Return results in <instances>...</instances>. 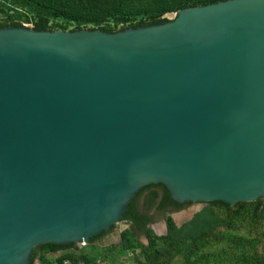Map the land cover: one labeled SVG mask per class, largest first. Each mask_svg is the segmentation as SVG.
<instances>
[{
	"label": "water",
	"instance_id": "obj_1",
	"mask_svg": "<svg viewBox=\"0 0 264 264\" xmlns=\"http://www.w3.org/2000/svg\"><path fill=\"white\" fill-rule=\"evenodd\" d=\"M151 184L190 202L176 225L214 201L262 212L264 0L116 31L0 27V264L93 244Z\"/></svg>",
	"mask_w": 264,
	"mask_h": 264
},
{
	"label": "trees",
	"instance_id": "obj_2",
	"mask_svg": "<svg viewBox=\"0 0 264 264\" xmlns=\"http://www.w3.org/2000/svg\"><path fill=\"white\" fill-rule=\"evenodd\" d=\"M14 4L31 5L37 9L51 12L59 17L66 18L68 20L77 23V26L72 30L81 29L86 26L89 28H101L107 31H116L124 29L126 27H137L150 24H157L166 22L169 18L167 13L177 12L178 10L188 7L208 4L216 2L218 0H11ZM11 18H3L0 20V27L3 26H22V14L18 17L10 16ZM129 21L127 24H123L119 28L112 26L115 21ZM36 29H64L67 30L66 24L56 23L49 25L48 19H41L34 25ZM155 184L147 185L141 189L137 195L132 199L129 204V209L125 212L123 220L130 222V227L121 233V250L131 249L130 235H137V229L145 232L150 239V242L154 241L155 237H152L149 230V224L152 220L144 212H139L135 208V204L139 199L144 189L154 186ZM163 189L161 196L158 197V192L155 191L154 195L147 200V204L152 200L157 208L163 212L170 213V207L179 209L184 207L183 203L176 202L170 194V191L163 184H159ZM261 203V200L256 201ZM252 202H238L234 205L223 201H214L206 206L202 211L198 212L195 217L186 222L181 227L174 224L173 219L169 218L168 225L169 230L166 239L169 240L168 251L169 254L177 252L179 250H188L185 255L187 259L194 254L196 249L201 246L202 241L207 238L206 236L214 232V229L220 225L214 218L223 209L230 210V212H238L239 208ZM262 216H264V208L262 209ZM228 222L224 224L227 225ZM109 232L102 231L100 234L93 236L91 243L100 241ZM184 246V247H183ZM183 249H182V248ZM166 249V247H165ZM133 253V251L128 250ZM156 254L160 252L159 248L155 250ZM57 254V257L53 260L49 258V254ZM162 254V253H159ZM134 255V253H133ZM159 256L153 257V260H148L143 264H161L158 261ZM40 259L41 264H65L67 259L77 263L84 261L89 263L92 259L90 253H83L80 251L79 246L74 243L70 244H56L47 243L39 245L33 253L32 264L36 259ZM161 258V257H160ZM157 259V260H156ZM162 259V258H161ZM163 262V260H162Z\"/></svg>",
	"mask_w": 264,
	"mask_h": 264
},
{
	"label": "rangeland",
	"instance_id": "obj_3",
	"mask_svg": "<svg viewBox=\"0 0 264 264\" xmlns=\"http://www.w3.org/2000/svg\"><path fill=\"white\" fill-rule=\"evenodd\" d=\"M175 13H167L166 16L171 19L175 17ZM21 14L23 24L28 26H34L41 19H48L49 25L66 24L67 30H72L77 26L74 21L37 9L34 6L26 4L18 6L11 0H0V20L11 18L10 16L18 17ZM127 23L129 21L116 20L112 26L119 28ZM256 201L258 200L246 201L252 203L239 208L238 212H230L226 209L220 211L214 218L220 226L214 229L211 235L206 236L207 238L202 241L198 250L196 249L195 253L189 256V259L185 256L189 251L182 247L183 250L169 254L167 234L157 236L151 226L149 227L150 234L155 237L153 242H150L149 236L145 232L147 245L140 242L138 235H130L131 249L121 250V233L130 227V222L127 220L117 223L114 226L115 230L109 231L102 240L93 244L79 245V249L92 256L91 261L87 264H103V262L106 264H143L148 260H153V257L156 256H159L157 259L161 264H264V216L261 213L260 203ZM206 206L196 211L192 218L186 222L192 220ZM169 218L173 219L172 213L165 212L167 233ZM173 222L176 224L174 219ZM186 222L177 226L181 227ZM226 222L228 224L224 226ZM157 248L162 254H156ZM128 250L133 251L134 255L131 256ZM48 256L54 260L57 254L53 253ZM35 264H41L40 259H37Z\"/></svg>",
	"mask_w": 264,
	"mask_h": 264
},
{
	"label": "flooded vegetation",
	"instance_id": "obj_4",
	"mask_svg": "<svg viewBox=\"0 0 264 264\" xmlns=\"http://www.w3.org/2000/svg\"><path fill=\"white\" fill-rule=\"evenodd\" d=\"M157 186V187H156ZM154 187H156V188H158V187H161L159 184H155L154 186H151V187H148V188H146V189H144V191L142 192V194L140 195V197H139V202H136V204H135V208H136V210L137 211H139V212H142V213H146L148 216H149V218L151 219V220H153L154 219V213H152V212H148L147 211V206H148V204H147V200L150 198V197H152L153 195H154V192L156 191V190H154ZM163 192H164V189H163ZM159 194V193H158ZM162 194V193H161ZM161 194H160V196H161ZM159 196V195H158ZM159 196V197H160ZM190 202H186V203H183V204H189ZM186 205H184V206H186ZM183 208V207H182ZM154 209H155V211L156 212H163L161 209H159V208H157V206L155 205L154 206ZM181 208H179V209H175L174 207H170V213L171 212H173L174 210H180ZM151 224V223H150ZM150 224H149V226H150ZM137 231H141L140 229H137ZM102 240V239H101Z\"/></svg>",
	"mask_w": 264,
	"mask_h": 264
},
{
	"label": "built area",
	"instance_id": "obj_5",
	"mask_svg": "<svg viewBox=\"0 0 264 264\" xmlns=\"http://www.w3.org/2000/svg\"><path fill=\"white\" fill-rule=\"evenodd\" d=\"M130 253H131V256H132L133 253H132V252H130ZM128 255H129V254H128ZM129 256H130V255H129ZM64 263H65V264H86V262H84V261H80V262L75 263V262H73V261L70 260V259L65 260ZM103 264H106V263L103 262Z\"/></svg>",
	"mask_w": 264,
	"mask_h": 264
}]
</instances>
